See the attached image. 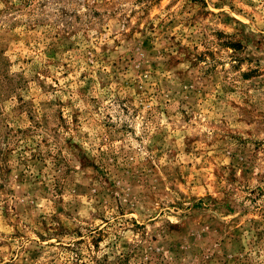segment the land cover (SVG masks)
<instances>
[{"label": "rangeland", "instance_id": "rangeland-1", "mask_svg": "<svg viewBox=\"0 0 264 264\" xmlns=\"http://www.w3.org/2000/svg\"><path fill=\"white\" fill-rule=\"evenodd\" d=\"M0 264H264V0H0Z\"/></svg>", "mask_w": 264, "mask_h": 264}]
</instances>
